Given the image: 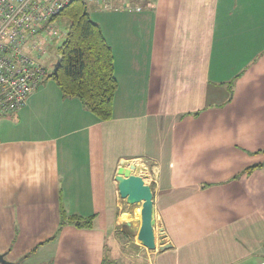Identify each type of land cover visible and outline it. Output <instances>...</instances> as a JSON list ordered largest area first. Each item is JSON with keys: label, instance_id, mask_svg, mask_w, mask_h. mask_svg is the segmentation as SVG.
Segmentation results:
<instances>
[{"label": "crops", "instance_id": "0c3cea01", "mask_svg": "<svg viewBox=\"0 0 264 264\" xmlns=\"http://www.w3.org/2000/svg\"><path fill=\"white\" fill-rule=\"evenodd\" d=\"M93 4L114 53L113 116L49 78L7 116L18 131L0 133V253L120 264L132 242L147 253L134 264L260 263L264 164L243 170L264 162V0ZM132 162L153 190L155 249L138 242L141 205L119 193L117 171ZM62 211L96 216L58 231Z\"/></svg>", "mask_w": 264, "mask_h": 264}, {"label": "built area", "instance_id": "2783aa9c", "mask_svg": "<svg viewBox=\"0 0 264 264\" xmlns=\"http://www.w3.org/2000/svg\"><path fill=\"white\" fill-rule=\"evenodd\" d=\"M70 1L0 0V116L24 108L39 85L53 75L46 63L48 48L52 40H61L63 32L55 22ZM88 1L111 8L113 0Z\"/></svg>", "mask_w": 264, "mask_h": 264}, {"label": "trees", "instance_id": "16d2710c", "mask_svg": "<svg viewBox=\"0 0 264 264\" xmlns=\"http://www.w3.org/2000/svg\"><path fill=\"white\" fill-rule=\"evenodd\" d=\"M130 1L139 4L138 0ZM59 16L67 21L68 28L57 49L61 55L57 74L51 76L57 81L64 97L80 99L83 106L100 120H109L113 116L114 97L118 89L112 47L101 25L92 18L88 0H71ZM230 88L233 89V82ZM263 164L250 165L243 173L250 174ZM95 216L68 215L62 211L58 231L66 224L91 227Z\"/></svg>", "mask_w": 264, "mask_h": 264}, {"label": "water", "instance_id": "95a60500", "mask_svg": "<svg viewBox=\"0 0 264 264\" xmlns=\"http://www.w3.org/2000/svg\"><path fill=\"white\" fill-rule=\"evenodd\" d=\"M61 62V55H57L54 64L53 74H57ZM127 162V161H126ZM126 164V163H124ZM137 168L135 163H129L128 166H121L116 175L119 193L129 204L141 205V225L137 233L139 241L148 249L156 248L155 225L156 217L153 201V190L150 184L143 182L141 177L135 175L133 170ZM162 248L169 247L168 244H162ZM0 261L5 264H12L6 260L4 254L0 253Z\"/></svg>", "mask_w": 264, "mask_h": 264}, {"label": "rangeland", "instance_id": "374dc122", "mask_svg": "<svg viewBox=\"0 0 264 264\" xmlns=\"http://www.w3.org/2000/svg\"><path fill=\"white\" fill-rule=\"evenodd\" d=\"M138 2H139V4H145V3H149L150 0H138ZM94 6L95 5L93 3L89 2V10H90V14H91L93 19H94V16H93V13H94L93 8H94ZM55 26H56V28H59L60 30H62L64 32V36L61 37V40H62L65 37L66 33H67V28H68L67 27V21L63 17L59 16L57 18L56 22H55ZM58 43L59 42H55L54 40H52L51 41L52 45H50L49 48H48V53H47L48 57L46 58V63L48 64L49 72H53L54 64H55V62L57 60V55H58L57 49H58V46H59ZM49 80H52V81L55 82V79H54L53 76L49 77ZM4 123L5 124L8 123L7 124L8 126L6 125V127H8L7 129L3 128V127H5ZM12 123H13L14 126L17 125V118L16 117L11 119V118H7V116L6 117L5 116H0V133L2 135H6V136L12 135L13 133H16L18 130H13L12 129V125H11ZM138 208H140V207H138ZM137 209H136V212H137ZM138 215H140V214H138ZM125 231H126L125 233H127V230H125ZM128 233H129V235L127 236L128 237V241L131 242L133 240V238H134V236H133L134 234L132 232V229L128 228ZM138 242L141 243L139 241V239H138ZM128 244H129L128 246H124V249H123L124 254H121V257L119 259L120 260L119 263L120 264H134V262H133L134 258L137 259L139 261V263H140V261H144L145 260V256L147 254L146 250H143V251L138 250V248H136L135 245L132 242L128 243ZM135 250H137L138 253L140 252L139 255L136 256L135 253H137V252ZM118 252H119V250H118ZM262 258H264V257L254 258L253 261L254 262L259 261Z\"/></svg>", "mask_w": 264, "mask_h": 264}, {"label": "bare ground", "instance_id": "6f19581e", "mask_svg": "<svg viewBox=\"0 0 264 264\" xmlns=\"http://www.w3.org/2000/svg\"><path fill=\"white\" fill-rule=\"evenodd\" d=\"M137 213L141 215V208L137 209Z\"/></svg>", "mask_w": 264, "mask_h": 264}]
</instances>
